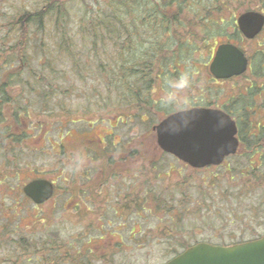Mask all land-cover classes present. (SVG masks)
Segmentation results:
<instances>
[{"label": "rangeland", "instance_id": "374dc122", "mask_svg": "<svg viewBox=\"0 0 264 264\" xmlns=\"http://www.w3.org/2000/svg\"><path fill=\"white\" fill-rule=\"evenodd\" d=\"M44 1L0 0V48L7 24L25 11L40 9ZM249 2L251 6L246 5V8L262 10L259 1ZM239 10H234L233 21L242 11ZM229 12L224 16L226 21L232 16ZM219 28L212 32L214 37L206 49L199 50L200 41L193 45L195 51L203 54V58L199 53L193 56V59L201 58L192 60L194 67L203 70L193 91L187 87L179 91L173 89L170 93L167 83H159L154 95L160 100V107L151 116L152 124L148 129L134 119L126 127H111L110 123L115 125L116 122L105 112L108 84L104 81L108 79L100 71L97 60L95 65L87 66L92 73L86 71L81 76L75 74L69 78H72L73 89L65 104L74 112L70 120L75 122L69 124L71 131L54 129L57 124L49 117L39 121L36 113L31 115L29 122L44 126L29 127L34 137L24 145L27 146L23 153V158H27L25 162L13 165L12 160L0 153V264H50L51 260L45 258L51 259L55 251L67 254L68 249L71 258L56 264H164L174 250H182L181 245H177L181 242L184 245L201 241L227 245L264 234V185L258 183L253 188L246 184L251 165L259 166L254 170L257 175L264 174V167L260 166L261 151L253 153L241 148L223 167L198 170L162 152L152 129L168 111L186 106L188 100L194 103L193 99L198 100L200 95L222 94L221 102L230 95L245 92L251 82L247 72L229 82L216 84L211 80L212 85L210 82L207 86L205 80L212 77L208 65L218 44L233 32V23H224ZM16 36L17 33L12 34L9 44L15 42ZM237 44L253 56L257 50L264 49V32L255 41L243 40ZM105 58L102 56L99 60L104 63ZM108 92L111 103L119 100L109 91V85ZM257 130L251 132L256 134ZM125 137L130 142L131 157L113 153L115 161L108 171L115 176L106 179L105 171L91 162L89 146L108 147L113 142L119 144ZM159 154L167 156L162 158ZM156 156L159 167L154 170L150 159ZM246 168L247 175L243 179L238 172ZM158 171L160 174L156 175ZM145 172L153 176L148 177ZM41 177L53 180L57 193L51 200L37 205L22 189L30 180ZM99 178L104 182L98 187L102 193L97 192L100 197L94 199L90 194L93 186L102 182ZM131 192H138V212L124 213L122 202ZM167 222L172 229H165ZM88 239L92 242L88 243ZM44 242L50 244L47 251L42 248ZM80 249L82 255L79 256Z\"/></svg>", "mask_w": 264, "mask_h": 264}, {"label": "trees", "instance_id": "16d2710c", "mask_svg": "<svg viewBox=\"0 0 264 264\" xmlns=\"http://www.w3.org/2000/svg\"><path fill=\"white\" fill-rule=\"evenodd\" d=\"M249 1L45 0L38 7L40 9L25 11L7 24L6 37L1 41L0 153L7 160H12L13 165L25 162L27 158H23V153L27 146L24 145L34 137L28 131L30 126L35 125L29 122L33 113H36L39 121L45 116L51 118L57 124H54V129L71 131L69 124L75 122L70 120L74 112L65 104L66 97H70L73 89L72 78H69L75 74L81 76L86 71L92 73L87 66L95 65L96 60L100 71L107 75L108 80L104 83L109 85L111 93L119 97L118 101L111 103L107 85L105 112L110 113L116 122L115 125L110 123L111 127H126L134 119L148 129L152 124L151 116L160 107V100L154 95L159 83H167L166 89L172 93L174 90L170 82L179 80L181 76L188 77L191 91L201 79L203 70L197 66L195 68L192 60H200L203 54L195 51L193 45L200 41L202 46L197 45L199 50L206 49L214 37L212 32L231 21L233 32L226 42L243 41L244 37L233 21L234 10L242 9L239 10L242 13L257 9L246 8V5L251 6ZM258 1L264 10V0H252L255 3ZM228 11L232 16L226 21L224 16ZM16 33L15 42L9 44V38ZM187 35L192 38L188 39ZM84 50L89 54H85ZM196 53L201 58L193 59ZM102 56L106 57L104 63L100 61ZM247 73L251 77L250 84L246 86L245 92L232 96L227 112H231L239 125L240 148H247L253 153L261 151L260 166L264 167V49L257 50L252 56ZM205 81L207 86L210 82L212 85L210 78ZM170 113L172 111H168ZM36 126L43 127L44 124L38 122ZM252 129H258L257 133L253 134ZM113 143L108 147L101 144L95 147L88 145L91 162L105 171L106 179L115 176L108 171L115 161L113 153L124 155L125 158L131 157L128 138L125 137L119 144ZM28 150H31L29 146ZM134 151L139 152V149ZM80 155L84 157L82 150ZM167 155L159 154L162 158ZM157 160L158 156L150 159L154 170L158 166ZM250 168L253 172L249 171L246 184L249 187L253 185V188L258 183L264 185V174L257 175L254 171L259 166L254 168L251 165ZM239 171L244 179L247 168ZM144 174L153 176L148 172ZM155 174L159 175L160 172ZM99 180L102 182L92 188V198L100 197L97 192L101 190L98 187L104 182L102 178ZM137 193H128L126 199H123L124 213L138 212ZM169 228L172 229V226L167 222L165 229ZM259 237L261 235L254 238ZM88 240V243L92 242ZM181 243L177 244L181 245V251L192 246ZM49 245L42 243L43 250L47 251ZM67 245L72 246L71 243ZM56 248L59 249L58 246ZM181 251L174 250L171 254L176 256ZM70 253V249L67 254L55 251L51 259L48 257L45 260H51L50 264L60 263L70 259ZM78 253L82 255L81 249Z\"/></svg>", "mask_w": 264, "mask_h": 264}, {"label": "water", "instance_id": "95a60500", "mask_svg": "<svg viewBox=\"0 0 264 264\" xmlns=\"http://www.w3.org/2000/svg\"><path fill=\"white\" fill-rule=\"evenodd\" d=\"M236 22L240 32L252 39L263 29L264 14L244 12ZM213 58L209 70L218 79L240 76L248 70L245 52L231 42L218 45ZM153 129L164 152L196 169L221 165L239 149L236 121L222 109L198 107L178 111ZM54 187L50 180L34 179L24 186L23 192L35 203L42 204L53 197ZM165 264H264V235L227 246L200 242Z\"/></svg>", "mask_w": 264, "mask_h": 264}, {"label": "flooded vegetation", "instance_id": "af4514ba", "mask_svg": "<svg viewBox=\"0 0 264 264\" xmlns=\"http://www.w3.org/2000/svg\"><path fill=\"white\" fill-rule=\"evenodd\" d=\"M261 12L264 13V10H262ZM263 32H264V28H263L262 32H260V34H258L255 38H252V40H248L246 38H243V40H244V42H252V41H255L258 37H260L261 35H263ZM237 43L238 42H236V44ZM240 47H242V46H240ZM242 49L244 51H246L245 48L242 47ZM246 56H248L249 65H250V63L252 61V56H250L249 54H247V51H246ZM248 68H249V66H248ZM240 77L241 76H239V77H231L230 79H221V78L220 79H215V78L211 77V80L214 81L216 84H220V82H222V83L223 82H229L231 80H234V79H237V78H240ZM232 96L233 95H230V96L226 97V99H224L223 101L220 102L221 98L223 97L222 94H220V95L217 94L215 97H213V96L206 97L205 95H200L198 100L193 99L194 100V103H191L192 101H189L188 100V101L185 102V105L186 106H184V107H182L180 109H176L175 111L187 110L189 108H198V107H207V108L214 107V108L223 109L224 111H227V107L231 105V100L233 99ZM175 111H174V113H175ZM228 113L231 114V112H228ZM56 190H57V187L55 186V190H54L55 193H57ZM101 192L102 191H100V193Z\"/></svg>", "mask_w": 264, "mask_h": 264}, {"label": "clouds", "instance_id": "9594fccd", "mask_svg": "<svg viewBox=\"0 0 264 264\" xmlns=\"http://www.w3.org/2000/svg\"><path fill=\"white\" fill-rule=\"evenodd\" d=\"M189 84H190V81L188 77L185 75V76H181L179 80L177 81L170 82V87L172 89L179 91V90L187 88Z\"/></svg>", "mask_w": 264, "mask_h": 264}]
</instances>
